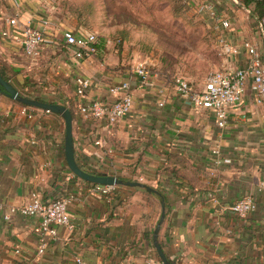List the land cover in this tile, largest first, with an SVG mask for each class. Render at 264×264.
Segmentation results:
<instances>
[{"label": "crops", "instance_id": "crops-1", "mask_svg": "<svg viewBox=\"0 0 264 264\" xmlns=\"http://www.w3.org/2000/svg\"><path fill=\"white\" fill-rule=\"evenodd\" d=\"M19 1L16 8L13 0H0V65L9 82L21 96L71 110L80 168L141 182L160 195L128 186H117L109 197L95 194V186L68 167L64 119L30 106L34 118L28 119L20 113L24 105L0 93V264H162L154 232L163 203L159 243L174 264H264V196L258 191L264 182V99L252 94V81L223 129L212 111L195 108L161 72H154L151 86L134 84L130 118L115 125L85 119L78 106L112 102L110 88L134 79L137 65L99 35L96 56L74 58L63 32L91 31L59 12L55 0ZM200 3L230 22L221 34L239 49L221 69L248 65L245 42L258 45L264 60V33L252 6L240 0H192L189 6ZM11 18L19 29L9 26ZM43 18L51 21L48 34L58 44L33 60L23 51V30L40 28ZM6 30L12 35L3 36ZM78 77L90 81L82 99L76 95ZM34 193L44 201H69L70 226L58 228L42 255L41 219L10 215ZM245 196L255 198L258 209L240 218L229 207Z\"/></svg>", "mask_w": 264, "mask_h": 264}, {"label": "built area", "instance_id": "built-area-1", "mask_svg": "<svg viewBox=\"0 0 264 264\" xmlns=\"http://www.w3.org/2000/svg\"><path fill=\"white\" fill-rule=\"evenodd\" d=\"M192 0H183L188 5ZM16 8L21 7L19 0H13ZM197 12L205 17L212 26L214 33L217 31L218 48L223 56V61L229 60L230 56L239 53L236 46L231 45L221 34L222 29L230 28L228 20L219 16L211 4L200 3L196 6ZM210 21V22H209ZM9 26L19 29L17 18L8 20ZM51 27V21L48 18L41 20L40 28H25L23 30L22 47L25 55L36 60L41 53L50 46H56L58 43L48 34ZM264 29V23L260 24ZM7 37L12 35V30L2 32ZM98 36L93 32L84 34H75L72 31L63 32V43L66 48L72 50L76 59L96 56L98 54ZM243 48L249 55V63L246 67L231 69L225 67L211 72L205 79L199 89H194L192 85L182 78L175 79L177 92L185 100L190 101L195 108L212 111L215 114L217 126L221 129L228 124L229 111L243 103L248 81L251 80V91L256 98L264 99V60L260 47L254 43L245 42ZM134 79H127L110 88V94L113 97L112 102L91 101L81 103L78 106L79 113L85 119L104 120L109 125H115L121 120L130 118L133 109V91L134 84L139 87L151 86L154 72L144 64H138L133 69ZM76 95L81 99L85 97L86 90L90 87V81L83 77L76 79ZM47 114L51 112L44 110ZM20 113L28 119L34 118V110L29 106H22ZM95 194L109 197L116 189L115 186L94 185ZM258 191L264 196V182L260 183ZM69 201L57 199L44 201L40 196L34 193L28 204L12 208L10 215L22 217H39L41 219L40 244L38 254L45 253L49 238H56L59 227L70 226V213L68 210ZM258 209L255 198L245 196L233 202L229 210L240 218H246L249 214ZM9 219V216H6ZM78 264H83L82 260H77Z\"/></svg>", "mask_w": 264, "mask_h": 264}, {"label": "rangeland", "instance_id": "rangeland-1", "mask_svg": "<svg viewBox=\"0 0 264 264\" xmlns=\"http://www.w3.org/2000/svg\"><path fill=\"white\" fill-rule=\"evenodd\" d=\"M62 14L105 40L131 66L182 78L194 89L223 65L217 36L178 0H55ZM117 53V54H118ZM223 58V59H221Z\"/></svg>", "mask_w": 264, "mask_h": 264}, {"label": "water", "instance_id": "water-1", "mask_svg": "<svg viewBox=\"0 0 264 264\" xmlns=\"http://www.w3.org/2000/svg\"><path fill=\"white\" fill-rule=\"evenodd\" d=\"M264 33V29H263ZM0 86L4 89L5 94L10 97L12 100H15L22 105L40 108L43 110H49L52 113L60 115L64 121H65V153H66V159L68 163V167L71 170V172L78 177L79 179L96 184V185H102V186H128L132 188H141L146 190L149 193L160 195L158 190L143 184L141 182H131L127 181L124 182L121 179H118L115 176H97L94 174H91L89 172H86L82 168H80L79 164L76 161L75 157V150H74V141H73V116L72 112L65 106L57 105V104H48V103H42L36 100H32L27 97H23L20 95L19 91L15 89V87L8 81L4 80L0 76ZM163 206V212L161 216V220L154 232V246L156 249V252L159 256L160 261L162 264H173L170 260H168L166 254L162 250V247L159 243V232L161 229V225L164 222L165 219V204H162Z\"/></svg>", "mask_w": 264, "mask_h": 264}, {"label": "trees", "instance_id": "trees-1", "mask_svg": "<svg viewBox=\"0 0 264 264\" xmlns=\"http://www.w3.org/2000/svg\"><path fill=\"white\" fill-rule=\"evenodd\" d=\"M181 1L183 4L188 5L187 3L183 2V0H178ZM242 2V4L246 7H253L252 8V15L253 17L256 19V21L259 24H263L264 23V0H240ZM223 59V58H221ZM6 66L4 64L0 65V76L9 82V77L6 76L5 70H6ZM0 93L5 94L4 89L0 86ZM24 97V96H23ZM32 98V97H31ZM34 99L45 102V100L43 98H38L35 97ZM71 111V110H70ZM96 185V184H93ZM173 263V262H172ZM174 264V263H173Z\"/></svg>", "mask_w": 264, "mask_h": 264}]
</instances>
